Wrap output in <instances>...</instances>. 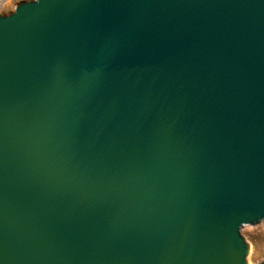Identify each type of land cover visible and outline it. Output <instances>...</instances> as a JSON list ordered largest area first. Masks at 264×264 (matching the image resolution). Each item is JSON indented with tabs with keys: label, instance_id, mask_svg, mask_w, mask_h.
Segmentation results:
<instances>
[{
	"label": "water",
	"instance_id": "1",
	"mask_svg": "<svg viewBox=\"0 0 264 264\" xmlns=\"http://www.w3.org/2000/svg\"><path fill=\"white\" fill-rule=\"evenodd\" d=\"M260 222L264 0L0 15V264H248Z\"/></svg>",
	"mask_w": 264,
	"mask_h": 264
},
{
	"label": "rangeland",
	"instance_id": "2",
	"mask_svg": "<svg viewBox=\"0 0 264 264\" xmlns=\"http://www.w3.org/2000/svg\"><path fill=\"white\" fill-rule=\"evenodd\" d=\"M31 0H18L16 5ZM16 9V8H15ZM11 7L4 16H8L15 11ZM242 236L248 246V264H264V222L255 225L244 226L241 230Z\"/></svg>",
	"mask_w": 264,
	"mask_h": 264
},
{
	"label": "built area",
	"instance_id": "3",
	"mask_svg": "<svg viewBox=\"0 0 264 264\" xmlns=\"http://www.w3.org/2000/svg\"><path fill=\"white\" fill-rule=\"evenodd\" d=\"M18 0H0V15L4 16L8 10L14 6V9L17 7L16 2Z\"/></svg>",
	"mask_w": 264,
	"mask_h": 264
}]
</instances>
